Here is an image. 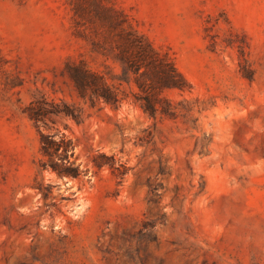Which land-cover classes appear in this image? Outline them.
Instances as JSON below:
<instances>
[{"label":"rangeland","instance_id":"rangeland-1","mask_svg":"<svg viewBox=\"0 0 264 264\" xmlns=\"http://www.w3.org/2000/svg\"><path fill=\"white\" fill-rule=\"evenodd\" d=\"M104 6L169 53L191 87L166 94L190 109L60 119L86 171L60 178L23 108L83 105L64 64L104 46ZM0 264H264V0H0Z\"/></svg>","mask_w":264,"mask_h":264},{"label":"trees","instance_id":"trees-1","mask_svg":"<svg viewBox=\"0 0 264 264\" xmlns=\"http://www.w3.org/2000/svg\"><path fill=\"white\" fill-rule=\"evenodd\" d=\"M99 16L104 26V46L100 48L102 44L97 39L96 52L91 51L88 57L64 64V72L83 105L39 94L23 108L38 132L39 169L53 171L60 178H80L86 173L72 158L75 143L59 127L60 119L80 123L87 116L86 107L118 109L126 101L154 118H176L184 116L190 109L182 106L181 100L175 101L166 94L172 89L185 91L191 87L169 53L156 48L133 26L122 10L104 6ZM90 161L97 168L109 167L120 177L129 168L114 154L98 150L91 154ZM33 186L41 190L45 198L51 193L50 184L37 183ZM147 201L156 200L149 197Z\"/></svg>","mask_w":264,"mask_h":264}]
</instances>
